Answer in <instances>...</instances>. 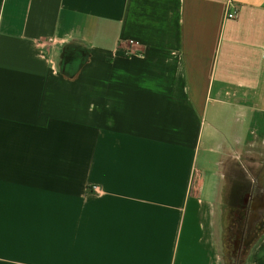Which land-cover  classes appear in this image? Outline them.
I'll return each mask as SVG.
<instances>
[{"label": "crops", "instance_id": "0c3cea01", "mask_svg": "<svg viewBox=\"0 0 264 264\" xmlns=\"http://www.w3.org/2000/svg\"><path fill=\"white\" fill-rule=\"evenodd\" d=\"M263 150L264 0H0V264H228Z\"/></svg>", "mask_w": 264, "mask_h": 264}, {"label": "rangeland", "instance_id": "374dc122", "mask_svg": "<svg viewBox=\"0 0 264 264\" xmlns=\"http://www.w3.org/2000/svg\"><path fill=\"white\" fill-rule=\"evenodd\" d=\"M264 151V150H263ZM257 152V151H256ZM245 153V152H244ZM255 153V150L248 149L247 152L244 154V156H241V161L242 162H247V167L250 169L249 165V159L251 158L250 156ZM252 159V158H251ZM261 166V168L256 167V171L260 170V176L256 177L257 180L260 183H264V152L263 155H260L257 157L256 162ZM253 174H256V172L253 171ZM250 175V176H249ZM248 177H251V179H254V175L251 173H248ZM259 189L264 191V187L259 186ZM232 196H222V200L224 203H220V208L218 212V221L221 226L220 232H221V249H222V254L225 257V261L228 262V264H245L247 261V256L240 254V249H236L234 246V240L230 237V231L234 228V214L241 208V200L242 196L236 194ZM230 197V201H237L235 203L231 202L228 200ZM237 199V200H236ZM229 201V202H227ZM225 205V206H222Z\"/></svg>", "mask_w": 264, "mask_h": 264}, {"label": "flooded vegetation", "instance_id": "af4514ba", "mask_svg": "<svg viewBox=\"0 0 264 264\" xmlns=\"http://www.w3.org/2000/svg\"><path fill=\"white\" fill-rule=\"evenodd\" d=\"M255 193L259 192L256 191ZM235 215L234 228L230 231V237L235 241L234 246L237 250H244L247 249L246 245L254 234L261 230L260 221H258L256 212L247 208L245 203L240 212Z\"/></svg>", "mask_w": 264, "mask_h": 264}, {"label": "built area", "instance_id": "2783aa9c", "mask_svg": "<svg viewBox=\"0 0 264 264\" xmlns=\"http://www.w3.org/2000/svg\"><path fill=\"white\" fill-rule=\"evenodd\" d=\"M238 17V10L237 9H234L232 12H230L228 15H227V18L229 19H236ZM41 42L44 43L45 42V39H41ZM130 43H134V44H139L138 41H133V40H130L129 41Z\"/></svg>", "mask_w": 264, "mask_h": 264}, {"label": "water", "instance_id": "95a60500", "mask_svg": "<svg viewBox=\"0 0 264 264\" xmlns=\"http://www.w3.org/2000/svg\"><path fill=\"white\" fill-rule=\"evenodd\" d=\"M258 221H264V210H262L261 212H259V214H256ZM253 238L250 239V241L247 243L246 247L249 246V244L252 242Z\"/></svg>", "mask_w": 264, "mask_h": 264}]
</instances>
